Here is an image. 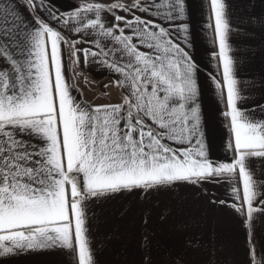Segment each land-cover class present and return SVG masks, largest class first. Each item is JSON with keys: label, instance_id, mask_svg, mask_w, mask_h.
<instances>
[{"label": "snow or ice", "instance_id": "6c2138e0", "mask_svg": "<svg viewBox=\"0 0 264 264\" xmlns=\"http://www.w3.org/2000/svg\"><path fill=\"white\" fill-rule=\"evenodd\" d=\"M258 51L264 0H0V264H102L93 229L109 210L131 217L123 264H229L183 216L190 202L228 208L247 234L240 264H264V67L245 71ZM69 71L104 73L108 102L79 98ZM206 92L224 161L211 157Z\"/></svg>", "mask_w": 264, "mask_h": 264}, {"label": "crops", "instance_id": "0c3cea01", "mask_svg": "<svg viewBox=\"0 0 264 264\" xmlns=\"http://www.w3.org/2000/svg\"><path fill=\"white\" fill-rule=\"evenodd\" d=\"M64 8H70L73 0H60ZM198 20V17H197ZM199 25L194 20V44L195 58L203 63L207 57L208 42L202 33L198 31ZM264 67V51H258L252 60L245 66L246 72H257ZM69 77L77 88V95L85 102L100 104L108 102L107 98L101 96V87L108 82V77L100 72H84L79 81L71 76ZM204 77L202 76V83ZM88 81L99 83L100 92L97 95L99 102L91 100L89 94ZM112 93V99L118 97L114 89H108ZM204 121L207 141L211 146V157L218 161H224L226 158L222 151V143L224 138V130L221 123V117L218 116V107L215 97L206 92L204 97ZM212 191L222 199H229L225 195V188L220 185H210ZM242 188V185H241ZM162 200L166 199L161 197ZM112 206H109L111 209ZM182 214L185 217H194L199 223L198 231L205 235V238H214L218 248H221L220 256L227 260L229 264H240L243 260V251L246 243L247 234L241 226L237 216L226 207L214 211H206L202 203L190 202L185 204L182 209ZM136 215L135 209L132 213ZM128 219H120L117 215L109 210L105 216L101 217L98 224L94 227L93 232L95 241L100 247L104 248L101 256L102 264H123V260L127 257L128 260H133L135 238L128 234ZM111 235V240H106L105 237ZM256 238L261 243H264V224L258 226ZM107 245V247H105ZM61 258L54 255L37 254L29 257H23L17 264H60Z\"/></svg>", "mask_w": 264, "mask_h": 264}, {"label": "rangeland", "instance_id": "374dc122", "mask_svg": "<svg viewBox=\"0 0 264 264\" xmlns=\"http://www.w3.org/2000/svg\"><path fill=\"white\" fill-rule=\"evenodd\" d=\"M88 83L87 86L89 87V94H90V97H91V100H93L94 102H99V97L97 96L99 94V90H100V85L101 84H97L95 82H92V81H88L86 82Z\"/></svg>", "mask_w": 264, "mask_h": 264}]
</instances>
